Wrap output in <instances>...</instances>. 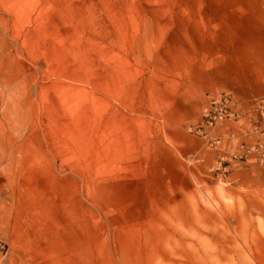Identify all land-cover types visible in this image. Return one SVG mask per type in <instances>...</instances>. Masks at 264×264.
I'll return each instance as SVG.
<instances>
[{
	"label": "rangeland",
	"instance_id": "1",
	"mask_svg": "<svg viewBox=\"0 0 264 264\" xmlns=\"http://www.w3.org/2000/svg\"><path fill=\"white\" fill-rule=\"evenodd\" d=\"M0 238L1 264H264V0H0Z\"/></svg>",
	"mask_w": 264,
	"mask_h": 264
},
{
	"label": "built area",
	"instance_id": "2",
	"mask_svg": "<svg viewBox=\"0 0 264 264\" xmlns=\"http://www.w3.org/2000/svg\"><path fill=\"white\" fill-rule=\"evenodd\" d=\"M214 103H217V101H215ZM219 116L220 115H218L214 110L213 111L209 110L204 114L203 119L207 124H211ZM7 250L8 248H7L6 242L0 238V257L1 258L7 255ZM0 264H1V260H0Z\"/></svg>",
	"mask_w": 264,
	"mask_h": 264
},
{
	"label": "bare ground",
	"instance_id": "3",
	"mask_svg": "<svg viewBox=\"0 0 264 264\" xmlns=\"http://www.w3.org/2000/svg\"><path fill=\"white\" fill-rule=\"evenodd\" d=\"M222 97H223V96H222ZM224 98H225V96H224ZM225 99H226V98H225ZM215 100H218V99L216 98ZM219 101H220V100H219ZM213 105H214V104H213ZM218 106H219V105H218ZM213 109H215V108H213ZM213 109H212V110H213ZM221 118H223V117H221ZM203 122H204V121H203ZM204 124H205V123H204ZM202 126H203V125H202Z\"/></svg>",
	"mask_w": 264,
	"mask_h": 264
}]
</instances>
